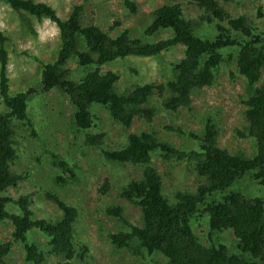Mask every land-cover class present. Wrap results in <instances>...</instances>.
I'll return each instance as SVG.
<instances>
[{
	"label": "trees",
	"instance_id": "16d2710c",
	"mask_svg": "<svg viewBox=\"0 0 264 264\" xmlns=\"http://www.w3.org/2000/svg\"><path fill=\"white\" fill-rule=\"evenodd\" d=\"M0 2L17 14L23 26H30L29 18L38 22L47 19L56 26L59 40L52 61L35 57L39 68V89L29 87L12 93L6 74L8 53L5 44L8 38L0 30V98L4 106L0 111V221L8 219L12 225L9 238L0 242V264H8L7 257L15 244L23 246L25 260L31 264H42L47 255L60 258L55 264H72L75 257H83L86 252V247L77 250L74 244L77 216L74 206L55 194H46L59 215L55 219L36 218L30 194H20L16 198L8 194V190L16 188L22 178L20 173L11 169L16 158L13 121L30 123L27 111L32 94L40 90L61 89L73 106L71 122L76 129L85 130L84 142L95 146L100 144L104 133L86 131L93 125L90 105H101L111 119L126 127L135 117L151 120L150 95L161 97L166 109H190L191 93L210 86L221 64L229 62L246 81L245 95L240 98L245 123L238 133L241 138L249 139L251 152L231 153L218 146L217 129L212 121L204 124L202 134H187L199 142L196 150H180L158 139L154 132L145 130L129 133L117 148L101 149L108 162H130L141 167L137 177L130 179L119 192L121 198L138 208L141 224L131 225L120 206L108 207V213L129 227L128 231L109 234V239L117 248H130L136 243L148 254L159 253L164 264H264V202L257 196L248 197L231 189L234 182L245 175L264 184V81H261L264 23L262 28L257 27L247 15L230 13L219 0H189L197 13L192 19L184 14L179 3H166L151 11L143 34L153 36L163 30L169 35L143 42L126 29L111 35L94 24L95 21L83 24L82 4L72 5L70 13L60 18L44 2ZM123 2L130 13H136L133 1ZM256 17H262L260 7ZM114 22L110 29L119 27V23ZM177 45L183 47L182 56L171 64L172 77L163 83H134L117 91L115 84L119 74L100 69L104 63L126 56H158ZM72 59L83 71L74 79L69 76L67 68ZM153 152H158L164 159H192L193 170L203 182L197 184L193 192H177L169 201L162 192L161 175L151 164ZM53 158L54 164L71 173L57 155ZM58 180L63 178L58 177ZM106 189L107 182L104 181L99 191L104 193ZM10 207L15 211L9 210ZM198 214L206 219L208 232H232L236 240L233 251L224 244H203L200 241L191 222ZM34 230L46 238L45 251L30 239Z\"/></svg>",
	"mask_w": 264,
	"mask_h": 264
},
{
	"label": "rangeland",
	"instance_id": "374dc122",
	"mask_svg": "<svg viewBox=\"0 0 264 264\" xmlns=\"http://www.w3.org/2000/svg\"><path fill=\"white\" fill-rule=\"evenodd\" d=\"M49 4L60 18H65L74 4L83 5L81 22L98 24L111 35L122 29L143 42L156 41L169 35L160 31L153 36H145L143 28L154 8L166 3H179L184 14L192 19L197 16L189 0H131L136 5V13H130L123 0H36ZM219 2L230 13L247 15L253 23L262 28L264 23V0H234ZM260 7L261 18L256 17ZM30 19V26H23L16 13L0 2V30L7 36L5 49L8 53L6 65L8 86L14 93L29 87L39 89V68L35 57L52 61L58 48L56 26L44 19L40 22ZM114 21L119 23L118 28ZM110 27V28H109ZM196 33V32H195ZM202 35V32H199ZM183 53L177 45L161 52L158 56H126L101 65V71H114L119 74L115 84L117 91L129 88L134 83H163L172 77L171 64ZM70 77L74 79L83 71L74 59L67 63ZM264 81V69L261 76ZM246 81L239 75L232 62L223 63L216 71L215 80L210 86L194 90L191 95L190 109L178 108L174 111L163 106V99L150 95L148 105L153 108L150 121L135 117L129 127L111 119L107 111L97 104L90 105L92 127L90 133H104L99 145L84 142L85 130L71 122L73 106L61 89L39 91L32 94L28 102L27 117L30 123H14V148L16 158L11 169L20 173L22 178L16 188L8 194L16 198L20 194H30L32 211L36 218L55 219L59 212L46 194L56 195L68 205L77 209L74 225V244L77 250L86 247L83 257H75L72 264H164L159 253L148 254L136 243L130 248L115 247L109 234L128 231V225L106 211L108 207L120 206L129 223L140 226V211L119 196L121 187L130 179L137 177L141 167L130 162H108L101 149H114L125 142L129 133L142 130L154 132L158 139L174 147L189 151L196 150L198 141L187 134H202L204 124L212 121L217 129V144L229 152L249 154V139L241 138L238 131L243 130V106L240 98L245 95ZM4 106L0 98V111ZM66 163L71 173L54 164V155ZM151 164L161 175L162 192L172 201L177 192H193L197 184L203 182L193 170L192 159H164L158 152L151 155ZM62 177L63 180H58ZM107 182L106 192L99 188ZM232 190L248 197L257 196L264 202V184H258L249 175L234 182ZM222 194V192H219ZM218 197V195H216ZM214 199L213 197H209ZM208 198V199H209ZM9 210L15 211L10 207ZM201 213V212H200ZM264 218V203H263ZM192 229L203 244H224L232 249L236 240L230 230L208 232L206 219L197 215L192 219ZM12 230L7 219L0 221V242L9 238ZM30 239L45 251L46 238L34 230ZM234 251H236L234 249ZM59 257L47 255L42 264H55ZM247 259V258H245ZM8 264H31L25 260V250L21 244L13 245L7 257Z\"/></svg>",
	"mask_w": 264,
	"mask_h": 264
}]
</instances>
